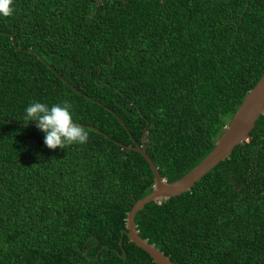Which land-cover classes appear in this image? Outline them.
Masks as SVG:
<instances>
[{
	"label": "trees",
	"instance_id": "trees-1",
	"mask_svg": "<svg viewBox=\"0 0 264 264\" xmlns=\"http://www.w3.org/2000/svg\"><path fill=\"white\" fill-rule=\"evenodd\" d=\"M0 16V264H155L126 234L214 148L264 72V0H13ZM89 132L49 149L32 101ZM138 236L174 264H264V115Z\"/></svg>",
	"mask_w": 264,
	"mask_h": 264
},
{
	"label": "water",
	"instance_id": "water-1",
	"mask_svg": "<svg viewBox=\"0 0 264 264\" xmlns=\"http://www.w3.org/2000/svg\"><path fill=\"white\" fill-rule=\"evenodd\" d=\"M263 115L264 72L255 86L248 91L231 120L224 126L221 135L214 143V148L198 165L182 178L172 183H167L161 177L158 168L145 150L143 140L140 146L134 144L133 146L127 147V149L140 153L146 160L153 175V184L151 191L142 199L137 200L128 212L126 217V228L121 233L126 234L131 243L146 252L155 264H174L154 245L148 244L146 240H142L138 236L134 221L136 213L150 202H158L163 199L178 196L190 190L198 180L215 168L220 162L226 160L235 147L250 139L255 122Z\"/></svg>",
	"mask_w": 264,
	"mask_h": 264
},
{
	"label": "clouds",
	"instance_id": "clouds-1",
	"mask_svg": "<svg viewBox=\"0 0 264 264\" xmlns=\"http://www.w3.org/2000/svg\"><path fill=\"white\" fill-rule=\"evenodd\" d=\"M14 11L13 0H0V16H11ZM24 115L43 133V144L49 149L83 145L89 139L88 130L76 122L68 100L52 104L34 100L25 107Z\"/></svg>",
	"mask_w": 264,
	"mask_h": 264
}]
</instances>
